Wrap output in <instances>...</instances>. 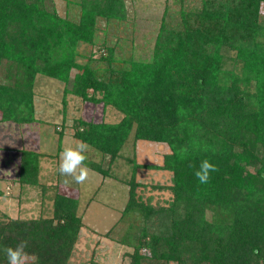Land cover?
I'll list each match as a JSON object with an SVG mask.
<instances>
[{"label":"trees","instance_id":"16d2710c","mask_svg":"<svg viewBox=\"0 0 264 264\" xmlns=\"http://www.w3.org/2000/svg\"><path fill=\"white\" fill-rule=\"evenodd\" d=\"M199 3L181 10L174 27L161 24L143 61L107 39L97 55L77 50L95 44L99 22L126 18L125 0H68L75 17L58 14L53 0H0L1 120H38V74L62 83L64 106L74 95L122 114L115 123L73 118L71 126L77 140L109 158L106 167L89 160L87 166L128 186L118 222H131L119 237L115 225L105 233L133 248L128 264H264V0ZM131 133L134 141L165 143L169 152L161 164L128 159L130 174L118 177L108 168ZM43 156L21 149L17 181L39 184L43 201L51 188L50 214L0 220V264H7L3 249L23 240L34 264H73L83 225L78 199L40 182ZM203 159L218 168L206 184L194 176ZM142 167L171 172L166 204L138 195Z\"/></svg>","mask_w":264,"mask_h":264},{"label":"rangeland","instance_id":"374dc122","mask_svg":"<svg viewBox=\"0 0 264 264\" xmlns=\"http://www.w3.org/2000/svg\"><path fill=\"white\" fill-rule=\"evenodd\" d=\"M53 1L58 14L64 16L69 10L71 16H76V13H73L76 7L74 11L69 9L68 0ZM199 2L200 0H186L175 4L173 0H125L126 18L109 23L99 22L95 44L79 43L77 50L86 57L90 53L97 55L103 39H107L105 41L108 44H121V53L127 54L126 52L132 49L134 59L148 61L161 24L165 22L169 27H174L175 22L179 21L181 10L200 6ZM260 12L264 15V4L261 5ZM105 33L106 38L102 37ZM84 60V57L78 59ZM75 72L76 70H72V74ZM3 74L0 67V80ZM33 92L38 119L36 122L20 125L10 120H1L0 114V220L29 219L37 217L40 213L50 214L52 201L48 197L52 196L53 190H45L47 200L43 201L44 195L39 184L22 185L17 181L19 151L31 149L43 152L46 156L41 159L40 182L57 184L58 192L78 199V215L81 216L83 225L74 245L71 262L128 264V253H131L133 248L117 243L105 235L108 229L115 225L114 235L119 237V230L127 226V221L131 222L130 217L126 218V221L118 222L126 203L128 186L113 177H103L92 169L88 180L83 184L71 183L65 186L57 171L61 150L79 141L73 136V118L115 123L121 119L122 114L109 106L82 102L74 95L66 96L64 106L61 102L62 83L39 74ZM61 125L64 126L60 135ZM168 152L169 147L165 143L134 141L131 133L121 151L122 156L108 166V169L118 177H127L132 167V162L128 159L140 164H161L163 155ZM86 155L89 161L102 163L104 167L108 164L109 158L91 146ZM137 180L141 184L137 193L142 199L150 197L154 205L166 204L170 200L171 192L168 187L171 184V172L142 167L137 172ZM34 263L33 260L32 264Z\"/></svg>","mask_w":264,"mask_h":264},{"label":"clouds","instance_id":"9594fccd","mask_svg":"<svg viewBox=\"0 0 264 264\" xmlns=\"http://www.w3.org/2000/svg\"><path fill=\"white\" fill-rule=\"evenodd\" d=\"M89 147L85 141L81 140L75 145H68L61 150L57 171L65 186H69L71 183L83 184L88 180L89 173L92 171L85 163L88 158L86 153ZM216 171L218 168L215 164L208 159H203L194 171V176L200 184H206L211 178V173ZM69 177L71 179H68ZM28 246V241L23 240L15 247H5L3 251L7 258V264H32L34 256L26 250ZM252 253L257 255L259 249L253 248Z\"/></svg>","mask_w":264,"mask_h":264}]
</instances>
